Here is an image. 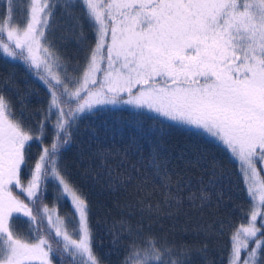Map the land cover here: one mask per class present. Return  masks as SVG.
<instances>
[{"label": "snow or ice", "instance_id": "6c2138e0", "mask_svg": "<svg viewBox=\"0 0 264 264\" xmlns=\"http://www.w3.org/2000/svg\"><path fill=\"white\" fill-rule=\"evenodd\" d=\"M65 25L75 63L57 35ZM0 54L47 91L27 112L14 74L0 76V264H103L100 221L65 152L88 115L123 106L138 130L160 136L147 159L133 142L140 168H125L128 149L113 150L114 167L112 152L89 149L111 191L142 196L125 204L140 213L135 226L121 218L103 229L114 249L129 241L119 264H264V0H0ZM165 126L207 139L227 162L181 153L183 169L170 168ZM150 180L158 200L144 190ZM236 209L244 222L233 223ZM181 214H193L199 243L151 232L152 217ZM229 230L211 260L209 243Z\"/></svg>", "mask_w": 264, "mask_h": 264}, {"label": "trees", "instance_id": "16d2710c", "mask_svg": "<svg viewBox=\"0 0 264 264\" xmlns=\"http://www.w3.org/2000/svg\"><path fill=\"white\" fill-rule=\"evenodd\" d=\"M68 27L70 26L65 25L62 27L61 32H58L57 35L63 34L66 37L63 51L66 57L75 63L77 43L73 38V34L68 31ZM85 28L87 31V26ZM88 36L91 40L90 32H88ZM10 73L14 74L15 85L19 89L20 96L24 97V105L26 106L27 112H34L36 108L41 107L42 102L47 100L45 87L26 71V66L23 65V62H12L11 58L3 57L0 54V76H7ZM11 95L14 101L19 100L15 91ZM19 107L20 105L17 104V111H19ZM149 124H152L154 129L160 128L154 122L149 121ZM79 127L80 132L75 135L73 142L67 147L65 157L73 170L75 178L83 185L86 192H90V199L96 210V215L92 219L100 221L98 231L102 239V246L96 249L97 254L103 259V264H119L125 254L124 250L129 241L126 237H122L121 243L114 249L109 243L111 236L103 229L105 226H110L113 220H120L121 218L129 220L135 226L140 220V213L138 210L125 207V204L126 202L135 203L142 196L137 197L132 186L128 187L127 192L123 190L111 191L107 186L108 177L99 174L102 173V169L99 168L100 160L94 159L89 149L93 153L97 149L112 152L113 159L108 161V164L113 167L118 160L113 150L122 152L128 149V163L125 164V168H130L131 164H136L137 168H140L138 163L140 155L135 154L136 148L133 142L136 141L141 145V155L147 159L152 148L150 141L156 142L159 139L160 132L153 131L148 136L146 133L138 130L127 108H116L113 111L88 115L86 119L82 120ZM163 131L164 136L162 142L167 149L166 154L172 160L170 168H175L177 171L183 169V164L178 159L181 153L191 156L195 153L206 152L210 159L215 156L227 162V157L223 150L209 143L205 138L193 136L180 127L169 128L165 126ZM33 151L35 152L36 149L34 148ZM230 167L233 170L236 169L235 164ZM118 171L123 170L118 169ZM195 175H198V173ZM173 179H175V176ZM137 182L138 180L133 181V184ZM153 188L156 190L153 199H160L159 185L154 184L151 180L145 185L144 190L151 192ZM238 203L245 212L248 210L249 202L246 198L242 197ZM185 207L187 208V206ZM130 212H135V214L129 215ZM192 215L185 216L181 214L171 219L161 215L159 220L156 217H152L154 222L151 232L156 236H166L170 242L174 241L176 244L180 242H184L189 246L197 244L203 237L194 235L193 229H195L197 221L192 218ZM220 216H224L223 211L220 212ZM232 220L234 224L244 222V217L240 209H236L233 212ZM148 222V218L145 217V232L149 231L147 228ZM19 227L23 229L26 226L21 223ZM184 228L188 229L187 232L184 231ZM229 234L230 230L218 241L209 243L208 256L211 260H217L221 247L228 241ZM107 253H111V255H107ZM193 259L194 264H204L199 256H194ZM54 264H57L55 260Z\"/></svg>", "mask_w": 264, "mask_h": 264}, {"label": "rangeland", "instance_id": "374dc122", "mask_svg": "<svg viewBox=\"0 0 264 264\" xmlns=\"http://www.w3.org/2000/svg\"><path fill=\"white\" fill-rule=\"evenodd\" d=\"M110 107H111V106H110ZM117 108H127V106L117 107ZM257 223H259V221H257Z\"/></svg>", "mask_w": 264, "mask_h": 264}]
</instances>
